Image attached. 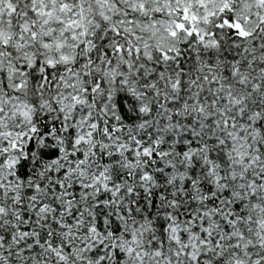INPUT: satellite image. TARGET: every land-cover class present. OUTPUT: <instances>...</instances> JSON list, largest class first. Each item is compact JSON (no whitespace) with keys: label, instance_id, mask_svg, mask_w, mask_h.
<instances>
[{"label":"snow or ice","instance_id":"obj_1","mask_svg":"<svg viewBox=\"0 0 264 264\" xmlns=\"http://www.w3.org/2000/svg\"><path fill=\"white\" fill-rule=\"evenodd\" d=\"M0 264H264V0H0Z\"/></svg>","mask_w":264,"mask_h":264}]
</instances>
